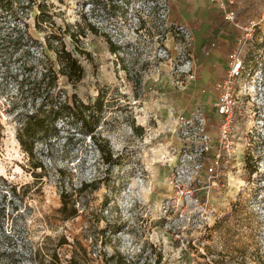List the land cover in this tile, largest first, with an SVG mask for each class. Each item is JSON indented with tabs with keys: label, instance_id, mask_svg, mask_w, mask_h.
<instances>
[{
	"label": "rangeland",
	"instance_id": "1",
	"mask_svg": "<svg viewBox=\"0 0 264 264\" xmlns=\"http://www.w3.org/2000/svg\"><path fill=\"white\" fill-rule=\"evenodd\" d=\"M230 10L243 71L236 153L228 180L207 187L191 171L201 156L194 125L202 113L213 138L218 122L214 97L207 106L199 98L196 54L224 35ZM59 40L84 77L74 88L60 75L56 89L84 102L99 95L103 105L93 135L64 120L30 159L15 138L30 109L22 90L53 65ZM61 192L75 217L58 212ZM72 256L81 264H264V0H0V264Z\"/></svg>",
	"mask_w": 264,
	"mask_h": 264
},
{
	"label": "trees",
	"instance_id": "2",
	"mask_svg": "<svg viewBox=\"0 0 264 264\" xmlns=\"http://www.w3.org/2000/svg\"><path fill=\"white\" fill-rule=\"evenodd\" d=\"M44 17L43 15L40 18L36 16L35 23L45 21ZM51 47L56 57L53 65H42L41 70L35 73L31 81L25 85L26 91L22 90V95L26 93L23 97V106L26 107L29 103L30 109L20 114L15 138L27 158L30 159L35 156L37 143L46 142L49 136L56 132L57 124L64 120L79 124L85 129V133L93 135L103 105V100L99 95L93 102L82 101L76 93L70 96L61 95L62 91L56 89L58 77L64 76L66 81L75 88L84 77V69L78 58L66 48L61 40L56 46ZM79 53L86 54L82 51ZM98 150L103 159L112 160L109 150L106 153L99 145ZM246 154L249 155L248 152ZM39 166V162L34 163V167ZM93 188L96 189L97 186ZM67 196L66 192L60 193L61 205L58 212L62 214L63 219L73 218L78 213L75 202H69ZM54 264H81V262L72 256L62 262L57 260Z\"/></svg>",
	"mask_w": 264,
	"mask_h": 264
},
{
	"label": "built area",
	"instance_id": "3",
	"mask_svg": "<svg viewBox=\"0 0 264 264\" xmlns=\"http://www.w3.org/2000/svg\"><path fill=\"white\" fill-rule=\"evenodd\" d=\"M235 15L234 10L228 11L226 16L232 19ZM243 74L242 60L236 54L235 50L227 55L226 70L223 77L213 84L214 98L211 104V112L217 118L218 127L215 137H211L207 129V122L202 113L197 118L194 125V134L200 140V162H198L191 171L196 177L198 173L200 178L207 181V187H217L218 181L228 180L227 174L234 166L236 144L234 138L236 130L232 124V118L238 107L239 92L235 90V84ZM213 152L212 155L209 153ZM184 159L176 158L178 170L183 172ZM199 176V175H198ZM175 179L176 176H175Z\"/></svg>",
	"mask_w": 264,
	"mask_h": 264
},
{
	"label": "crops",
	"instance_id": "4",
	"mask_svg": "<svg viewBox=\"0 0 264 264\" xmlns=\"http://www.w3.org/2000/svg\"><path fill=\"white\" fill-rule=\"evenodd\" d=\"M234 5L235 4H232V7H234ZM184 17L185 18L182 21L188 22L190 24L194 23L192 17L190 16L189 17L184 16ZM232 21L233 20L229 19L226 16V13L223 14L222 23L227 24L226 25L227 31L230 27V32L227 33V31H225L224 33L222 32V34L224 35H220V34L216 35V40L215 42H213L212 46L209 44L207 46L205 44L203 49L201 50L202 53L197 52L196 54L197 58L199 59H198V64L196 65L198 70H196L197 76L195 78V82L197 84V91H201V95H199L200 96L199 98L202 99L205 105L208 104L209 102L210 103L212 102L211 100L214 97L212 92V86L217 80L223 77L226 70L227 55L231 51H234V49L236 48V44L238 43V37H237L238 31L237 28L231 26L230 23ZM233 24L237 26L236 23ZM201 36H202L201 43H206V39L211 38L209 32H207V35L202 33ZM207 48L208 50L204 51ZM199 51H200V47H199ZM193 70H195V68H193ZM211 122L213 121L212 120L208 121L207 129H209V131L213 133L214 130L210 125Z\"/></svg>",
	"mask_w": 264,
	"mask_h": 264
}]
</instances>
